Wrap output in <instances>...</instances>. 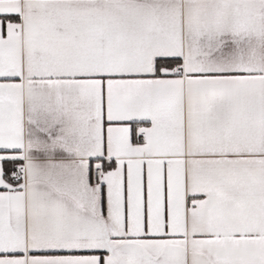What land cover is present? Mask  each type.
Wrapping results in <instances>:
<instances>
[{
    "label": "snow or ice",
    "instance_id": "obj_1",
    "mask_svg": "<svg viewBox=\"0 0 264 264\" xmlns=\"http://www.w3.org/2000/svg\"><path fill=\"white\" fill-rule=\"evenodd\" d=\"M0 264H264V0H0Z\"/></svg>",
    "mask_w": 264,
    "mask_h": 264
}]
</instances>
